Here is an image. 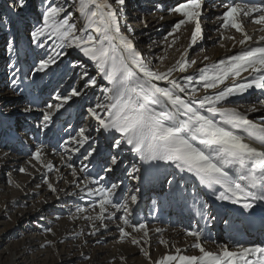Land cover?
Masks as SVG:
<instances>
[{"label":"snow or ice","instance_id":"obj_1","mask_svg":"<svg viewBox=\"0 0 264 264\" xmlns=\"http://www.w3.org/2000/svg\"><path fill=\"white\" fill-rule=\"evenodd\" d=\"M45 3L42 22L30 30V43L45 49L46 55L38 57V62L32 66V74H47L58 69L61 58L67 55L64 49H78L94 63L100 78L107 81V86L101 87L99 80L93 78L83 64L79 65L82 69L79 73H75L77 65H70L74 73L73 82L65 93H55L54 102L46 104L41 114L42 130L50 129L55 123L54 117L59 119L63 115L61 110L70 107L75 98L86 99L87 89L99 87L101 97L86 107L84 126L74 130L75 134L64 141L66 151L81 153L83 149V159L91 160L99 154L97 147L93 146L96 141L92 133H106L111 136L110 148H126L138 157L140 166L133 164L131 171L127 172V176L137 184L151 180L153 170L163 164L165 171L168 168L175 170L169 173L171 178H165L169 190L174 184L177 188L181 187L183 174L187 173L212 191L217 201L239 205L243 212L250 215L264 216V207H260L264 205V149L247 142L252 140L264 145V120L257 122L249 116V112L264 109V97L257 99L260 107L257 103L243 110L225 106L231 98L244 96L250 90L258 89L264 93V35H260L258 41L262 46L246 47L237 55L200 69L198 78L189 75L185 77V83H180L172 78L173 73L185 72L196 61L182 54L176 64L166 71L154 70L151 61L144 58L133 39L121 29L120 15L126 0H77L76 11L82 18V24L75 22V14L69 13L55 0H45ZM26 6L25 0H16L12 5L14 9H19L18 19L12 21V25L26 22L27 17L22 14ZM213 7L216 5H208L206 0H177L168 10L180 18L173 23L168 35L175 37L183 27L192 24L194 29L190 40L193 46L196 45L203 38L201 21L205 12ZM219 7L223 9L218 17L220 28L241 33L238 43L242 46L249 45V42L257 43L246 30V24L258 25L259 31L264 33V0L258 4L221 0ZM3 19L0 17V22ZM226 38L235 40V36ZM14 40L15 37L11 40L5 37L10 52L15 51ZM49 41L52 42L50 52L46 48ZM175 42L173 39L172 43ZM19 71L16 68L13 76L16 77ZM76 80L81 82L80 87L75 86ZM157 81H165L168 86L162 87ZM16 84L17 80H13V85ZM200 89L204 90L203 95H198ZM208 90H213L214 94H208ZM23 111L31 113L33 108L25 107ZM42 157L43 149L38 148L33 159L42 162ZM107 163L110 166L105 171L112 172L122 163L119 153L112 155ZM44 166L49 171L53 170L52 164L44 162ZM66 166L71 169V175L79 180L73 164L67 163ZM87 170L88 165H83L81 172ZM19 171L25 172L26 169L20 168ZM178 176L180 179H177ZM100 179L84 177L87 195L99 198L91 205L93 210L99 209L97 215L85 218L98 220L107 228L103 221L114 218L116 212L122 210L123 215L119 218L123 224L130 225L135 232H142L147 242V224L131 225L129 219V204L138 203L140 188L136 187L123 203H115L118 184L87 187L89 184H100ZM48 186L52 192L57 191L51 183ZM109 206L115 211L109 213ZM204 207L207 208V205ZM76 211L84 212L86 209L78 207ZM93 227L92 234H95L99 228ZM118 227L121 239L131 237V243H141L123 226ZM187 235L196 241L192 247L198 249L199 255H186L177 248L174 254H165L153 264H264V246L260 244L246 245L236 241L232 246L225 243L219 245L217 251H210L200 242L203 232L192 230ZM160 243L168 242L161 240ZM142 251L150 257L147 250Z\"/></svg>","mask_w":264,"mask_h":264},{"label":"rangeland","instance_id":"obj_2","mask_svg":"<svg viewBox=\"0 0 264 264\" xmlns=\"http://www.w3.org/2000/svg\"><path fill=\"white\" fill-rule=\"evenodd\" d=\"M15 2L16 0H0V17H4L3 22H0V233L4 235V240L1 241L3 247L10 246L14 250L11 251L14 255L23 253L25 242L38 237L44 245L27 255L29 261L36 256L40 257L41 264H151L160 259L163 254H174L177 248L186 255H199L198 249L192 247L196 241L187 235L188 231H199L200 229L204 234L200 242L206 249L214 245L219 246L218 234L222 237L227 233L232 234L231 232L244 235L242 224L232 223L228 220L233 219L230 216L224 219V224L221 223V228L228 225V229L215 231L214 208L206 194H203L195 185L181 182V187L177 188L174 184L172 190H169L165 178H171L170 168L167 171L165 168L162 169L160 177L153 174V178L149 180L145 189L140 188L138 195L141 196L143 192L145 199L142 200L143 205L137 211L138 219L129 217L131 225L147 224V242L142 232H135L133 227L123 224V220L119 218L123 215L121 211L116 212L114 218L103 221L107 228H104L98 220L85 218L87 216L94 218L97 215L99 209L93 210L91 205L99 198L87 195V188L83 183L84 177L88 176L91 179L104 177L100 179V184H89L87 186L89 188L99 187L101 184L105 187H110L113 183L118 184L119 188L116 189L114 202L121 203L137 187L136 181L131 179L128 181L127 172L131 171L133 164L140 166V161L138 159L132 161L130 157L123 161L122 158L129 156L131 152L126 148L124 150L110 148L111 136L103 134L99 141L100 138L98 139L96 132L92 133L96 141L93 146L97 147L99 153L98 157L94 156L95 160L94 158L84 160L83 149L80 155L70 150L66 151L64 144L57 154L64 158L62 165L60 161L51 159L47 154V156L43 155L42 162L33 159V154L38 148L51 149L46 141L53 132L63 133L67 130L65 134L71 133L69 138L75 134L74 130L84 126L86 107L90 106V103L94 104L101 97V92L98 87L95 88V94L86 100L75 98L70 102V107L66 106V110H61L63 115H60L59 119L54 117L55 123L50 129L40 128L41 114L46 104L54 102L55 93H65L69 84L73 82L74 73L70 65H77L75 73L82 71L80 64L84 65L93 78L98 79V73L91 66L84 64L83 54L80 51L71 54V49H64L67 55L61 58L58 69L50 70L47 74L33 75V64L38 62V57H45L46 50L30 43V30L42 22V13L47 5L45 0H25L27 6L22 14L27 17L26 22L12 25L11 22L18 19L17 13L19 12L18 8L12 7ZM55 2L66 7L69 13H74L75 22L83 23L76 11L77 0H55ZM176 2L177 0H126V5L120 15L121 24L125 25L127 33L132 34L131 39L136 42L144 58L151 61L154 70L163 71L172 67L182 54L188 52L187 58L195 60L196 63L190 64L185 72L176 71L175 73L177 77L183 79L187 74L198 78L200 69L221 59L237 55L242 49L249 47L238 43L242 38L241 33L235 32L234 29L220 28L218 17L221 14H215L207 21L211 27L206 29L205 26L206 31H203V38L198 40L193 50H189L194 25L188 24L183 27L175 37L168 35L173 23L180 18L168 10ZM214 3L206 0L208 5ZM218 28L219 31H217ZM252 29H255L253 23H247L246 30L251 32L253 39L256 40L262 32H259V29ZM140 30L145 31L144 41H141V36L138 34ZM6 36L9 40L15 37L13 41L15 51H8ZM232 36H235V40L226 38ZM173 39L176 41L175 44L172 43ZM257 46L262 45L257 42L250 47ZM51 47L52 42L49 41L46 46L47 51L50 52ZM204 57H209V59L205 60ZM16 68L20 71L14 77L13 72ZM13 80H17L16 85H13ZM80 84L81 82L76 80L75 86L80 87ZM100 86L107 85L101 83ZM196 86L199 87L198 84ZM203 94L204 90L200 89L198 95ZM208 94H214L213 90H208ZM259 97H264V93L253 89L244 96L231 98L230 101L225 102V106L238 107L243 110L250 104L257 103ZM29 106L33 108V112L25 113L23 109ZM257 107H260L258 103ZM255 120L257 122L264 120V109ZM117 153L122 161L119 166L123 172L119 181L109 182L112 172L105 171L110 166L107 162L101 172L93 170V174L86 175L94 168L88 162L97 159L102 163ZM70 160L77 169V174L83 165H88V171L83 172L81 179L76 180V177L71 175V170L63 167ZM44 162L52 164L53 170L49 171L44 166ZM20 168L26 171L21 172ZM115 168H113L114 172ZM177 179L180 177L178 176ZM74 180L76 183L70 185L69 183ZM45 181L51 183L57 191L52 192ZM15 198H21L23 202L14 201ZM204 205H207V208ZM78 207L86 211L77 212ZM180 209L185 215L179 212ZM114 211L115 209L109 206L108 212ZM153 215L156 216V220L152 219ZM93 225L99 228L95 234H92ZM118 225L123 226L136 239L141 240V243L139 245L131 243V237L121 239ZM234 225L237 226L236 231H234ZM156 229L160 231L157 232ZM161 240L168 243L162 244ZM142 249L147 250L150 257L145 256ZM2 251L1 248L0 262H5L1 257ZM43 253L46 255L41 256Z\"/></svg>","mask_w":264,"mask_h":264},{"label":"bare ground","instance_id":"obj_3","mask_svg":"<svg viewBox=\"0 0 264 264\" xmlns=\"http://www.w3.org/2000/svg\"><path fill=\"white\" fill-rule=\"evenodd\" d=\"M209 3L211 2H215L214 4L216 5L217 8H212L211 10H209L208 12L205 13V16L203 18V21H201L202 23V27H203V31H206L205 30V26H206V29L207 27H211V25L209 24L208 21V18L209 17H212L213 15L217 14V15H220L223 11V9L221 7H219L220 3H221V0H207ZM69 2V1H68ZM71 2V1H70ZM229 2H232V0H229ZM236 3H261L262 0H235ZM220 23V22H219ZM121 24V22H120ZM253 26H255V29H252V30H258L260 26L258 25H255L253 24ZM121 29L122 31H124L130 38L132 37V34L129 32L127 33L126 29H125V25L124 24H121ZM145 31L144 30H140L138 32V34L141 36V41H144L145 40V36H143V33ZM253 32V31H252ZM260 32V31H259ZM250 35L251 32H248ZM260 35H264V33H261ZM259 35V36H260ZM242 37V36H241ZM258 41H259V37L257 38ZM256 39V40H257ZM254 39V41H256ZM257 41V42H258ZM136 43V42H134ZM253 44H256V43H253V42H249V45L247 46H251ZM197 45V44H196ZM196 45H192L190 43L189 45V50H193ZM242 46V45H241ZM246 48V47H245ZM188 50V51H189ZM79 50L78 49H71L70 52L71 54H76ZM186 56L188 57V52L185 53ZM180 59V58H179ZM178 59V60H179ZM84 64H86L88 67H92L94 69V71H96L98 73V71L96 70V67L94 65L93 62L89 61L87 57H84L82 58ZM177 60V61H178ZM176 61V62H177ZM176 62L173 64L175 65ZM172 65V66H173ZM153 66V65H152ZM167 69L163 70V71H166ZM187 74V73H186ZM185 74V75H186ZM180 75V74H179ZM178 75H176V73L174 72L172 78L176 79L178 82L180 83H185V77L184 79L182 77H177ZM188 76V74H187ZM98 80L100 81V84L103 83L104 85H107V81L103 80L100 78L99 76V73H98ZM156 83H158L160 86L162 87H167V82L165 81H157ZM95 90L96 89H89V90H86L88 92V96L86 99H88L89 97H91L93 94H95ZM84 91V90H82ZM79 99H83V100H86L85 98H79ZM262 111V109H261ZM261 111H258V112H255V113H251L249 112V116L250 118H253V119H256V117L260 114ZM67 131V130H66ZM64 131L63 133H57V132H53L48 138V141H46V143H48L47 145H49L51 147V149H47L46 148H42L43 149V155L45 156H50L51 159L53 158L54 160H58V162L60 161V165H62V163L64 162L62 158V155L60 156L57 155L59 153V150L62 149L61 146H63L64 144V141L68 140V136L71 134V133H68V134H65ZM106 134V133H105ZM104 134V135H105ZM118 135V134H117ZM101 137L102 135L98 133V139L100 138L99 141H101ZM105 137V136H104ZM96 139V138H95ZM103 141V140H102ZM248 143L250 144H253V146L257 147V148H261V149H264V145H259V144H256L254 141L252 140H248L247 141ZM109 144V143H108ZM46 146V145H45ZM61 147V148H60ZM58 149V150H57ZM82 151V150H81ZM47 154V155H46ZM122 154V153H121ZM80 155V153H79ZM79 155L77 156V158L79 157ZM59 156V157H58ZM99 155H95V157H98ZM130 157V160L134 161V159H138V157L135 156L134 153H130L129 156H124L122 158L123 161H126L128 160ZM60 158V159H59ZM67 159V158H66ZM72 159V158H71ZM95 160V158H94ZM139 160V159H138ZM106 162L107 160H105L104 162H99V160L96 159V161H90L88 162L89 164H91L92 167H94L93 169L90 170V172L86 173V175H91L93 174V170L95 171H98V172H101V170L104 169V167L106 166ZM69 163H71V160L69 161ZM101 163V165H100ZM133 163V162H132ZM73 164V162H72ZM128 164V162H127ZM67 165V164H66ZM66 165H64L63 167H67ZM75 165V164H74ZM100 165V167H99ZM81 166V165H80ZM78 166V168L80 167ZM133 166V165H132ZM91 167V168H92ZM127 167V166H126ZM146 167V166H145ZM166 168V166H164L163 164H161L160 168L159 169H154L153 170V174H157L158 177L161 176V171L162 169ZM68 169V168H66ZM171 169V168H170ZM65 170V169H64ZM68 170H71V169H68ZM79 170V169H78ZM121 166L119 167H116L115 168V172L112 171L110 177H109V182H114L115 180L119 181L123 175V172H121ZM172 171H175L174 169H171ZM77 171V169H76ZM88 171V170H87ZM67 172V171H66ZM142 173H143V168H142ZM41 174V173H40ZM65 174V172H64ZM83 172H81V170H79L78 174H77V177H79L81 179V176H83ZM36 175H34L35 177ZM64 178V177H63ZM77 180V179H76ZM130 180V178L128 179V181ZM35 181V180H34ZM149 182L148 181H142L140 184H137V187L141 188L142 190L145 189V186L147 185V183ZM182 183L186 182L187 184H191V185H195L197 187V189L201 190V192L203 194H206V197L209 199L211 205H212V208H214V216L216 218V221H215V231L216 230H227L228 229V225H225L223 228H221V223L224 224L226 217L227 216H230L232 217L233 219H228L229 221H231L232 223H239L242 224V226L244 227V235H237L236 233L234 234V232H231L232 234H229L227 233L224 237H222L221 235L218 234V243L219 245H223L225 243L229 244L230 246L234 245V243L236 241H240L241 243H244L246 245H253V244H260L262 246H264V216L262 215H250L248 213H245L242 211V209L240 208L239 205H233L231 204L230 202H227V201H217L215 199V194L210 191L208 188H206L205 186H202L199 184V182L196 180L195 177H192L190 174H183V180L181 181ZM183 183V184H184ZM70 185H73L72 182L69 183ZM5 189V188H4ZM6 190V189H5ZM50 192V190L48 191ZM143 192H141V196L139 195V199H138V203L136 204H129V207H130V217H134L136 218V220L138 219V216H137V211L141 208V206L143 205V202L142 200L144 201L145 197H143ZM22 196V195H21ZM14 201H22L23 200L21 198H15ZM52 201H57V200H52ZM119 202V201H117ZM124 201L122 200L121 203H123ZM120 203V202H119ZM209 203V202H208ZM209 203V205H210ZM210 205V206H211ZM260 207H264V205H261ZM121 212H123L121 210ZM178 212V211H177ZM179 212H182L183 215L184 212L183 210H179ZM132 219V218H131ZM140 219V218H139ZM152 219L156 220V216L153 215ZM158 220V218H157ZM161 220V219H160ZM214 220V219H213ZM222 220H224L222 222ZM159 221V220H158ZM188 224V222H187ZM241 226V225H240ZM237 230V226L234 225V231ZM200 231V229H199ZM221 232V231H220ZM203 238V237H202ZM205 239V238H204ZM4 240V235L2 233H0V249L2 248L3 251L1 253V257L2 259L5 260V262H0V264H41L40 262V257H36L34 256L32 258L31 261L27 260V255L29 254H32L34 252V250L36 248H40L44 245L43 242H41V240L36 237V238H32L30 240H27L24 244V251L23 253H16L15 255L12 254L11 251H14L13 249H11L10 246H4L2 245L1 241ZM206 242V241H205ZM208 250L210 251H217L218 250V245H214L212 246V248H209ZM10 255V256H9ZM44 256L46 255V253H43L41 254V256ZM164 255V254H163ZM116 256V255H114ZM6 258V259H5ZM159 260V259H158ZM42 261V260H41ZM157 261V260H156ZM153 264V263H151Z\"/></svg>","mask_w":264,"mask_h":264}]
</instances>
